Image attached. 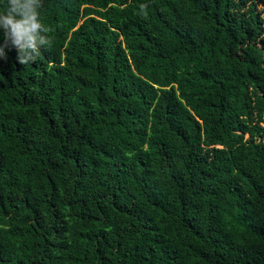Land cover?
Listing matches in <instances>:
<instances>
[{
  "label": "trees",
  "instance_id": "trees-1",
  "mask_svg": "<svg viewBox=\"0 0 264 264\" xmlns=\"http://www.w3.org/2000/svg\"><path fill=\"white\" fill-rule=\"evenodd\" d=\"M259 1L43 0L52 47L0 58V264H264Z\"/></svg>",
  "mask_w": 264,
  "mask_h": 264
},
{
  "label": "clouds",
  "instance_id": "clouds-1",
  "mask_svg": "<svg viewBox=\"0 0 264 264\" xmlns=\"http://www.w3.org/2000/svg\"><path fill=\"white\" fill-rule=\"evenodd\" d=\"M42 7L43 0H7L5 10L0 11V58L6 57L5 48L14 47L17 61L27 66L38 59L41 48L52 47L51 29L41 22Z\"/></svg>",
  "mask_w": 264,
  "mask_h": 264
},
{
  "label": "rangeland",
  "instance_id": "rangeland-1",
  "mask_svg": "<svg viewBox=\"0 0 264 264\" xmlns=\"http://www.w3.org/2000/svg\"><path fill=\"white\" fill-rule=\"evenodd\" d=\"M258 8H259L260 11H262V14L264 16V0L263 1H259Z\"/></svg>",
  "mask_w": 264,
  "mask_h": 264
}]
</instances>
